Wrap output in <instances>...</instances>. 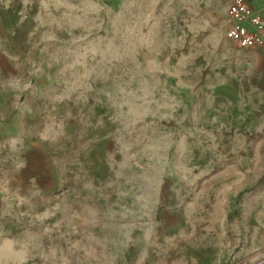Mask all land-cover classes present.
<instances>
[{"label":"rangeland","instance_id":"374dc122","mask_svg":"<svg viewBox=\"0 0 264 264\" xmlns=\"http://www.w3.org/2000/svg\"><path fill=\"white\" fill-rule=\"evenodd\" d=\"M229 0H0V264H264V45Z\"/></svg>","mask_w":264,"mask_h":264},{"label":"built area","instance_id":"2783aa9c","mask_svg":"<svg viewBox=\"0 0 264 264\" xmlns=\"http://www.w3.org/2000/svg\"><path fill=\"white\" fill-rule=\"evenodd\" d=\"M228 38L242 48L264 45V11L250 0H230Z\"/></svg>","mask_w":264,"mask_h":264},{"label":"crops","instance_id":"0c3cea01","mask_svg":"<svg viewBox=\"0 0 264 264\" xmlns=\"http://www.w3.org/2000/svg\"><path fill=\"white\" fill-rule=\"evenodd\" d=\"M257 8L264 11V0H250ZM230 2V0H229Z\"/></svg>","mask_w":264,"mask_h":264}]
</instances>
